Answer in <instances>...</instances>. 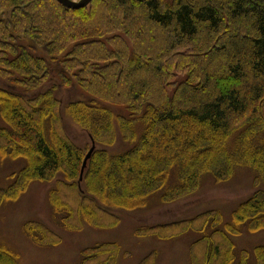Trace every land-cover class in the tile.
<instances>
[{"label":"trees","instance_id":"1","mask_svg":"<svg viewBox=\"0 0 264 264\" xmlns=\"http://www.w3.org/2000/svg\"><path fill=\"white\" fill-rule=\"evenodd\" d=\"M47 55L61 59L62 88L83 90L78 100L64 104L60 86L43 88L53 79ZM0 77L13 86L0 85L9 124L0 125V154L25 159L0 187V204L32 180L56 179L49 199L63 222L98 224L92 204L135 210L171 177L161 200L198 188L207 172L223 178L245 165L258 186L229 231H264V0H92L80 8L0 0ZM63 115L96 143L82 180L88 151L65 131ZM69 193L71 203L82 198L78 210ZM211 227L207 219L185 229ZM199 238L196 263L205 247L204 264H264V244L237 259L225 230ZM106 244L89 255L94 264L117 261L120 246Z\"/></svg>","mask_w":264,"mask_h":264},{"label":"rangeland","instance_id":"2","mask_svg":"<svg viewBox=\"0 0 264 264\" xmlns=\"http://www.w3.org/2000/svg\"><path fill=\"white\" fill-rule=\"evenodd\" d=\"M127 41L131 47V41ZM47 58L52 66L53 79L43 88L60 86L56 95L64 104L78 100L83 92L81 88L76 85L69 89L61 86L60 72L64 71L61 59L50 55ZM1 78L0 85L4 82L11 85L10 78ZM63 118L65 131L75 144L87 152L92 145L88 133L69 116L63 115ZM0 125L9 124L0 116ZM24 164L22 157L0 154V187L12 184L16 180L14 173ZM255 175L254 169L245 165L236 166L231 174L223 178L207 172L198 188L173 200H161L166 190L174 186L171 177L168 189L151 195L145 206L135 210L112 208L105 213L92 204L97 219L98 216L103 219L98 224L80 221V218L73 223L63 222V213H58L49 199V191L56 186V179L32 180L23 191L0 204V264H94L89 255L95 253L100 245L106 247V243L120 246L117 261L110 264H204L205 247L203 253L198 249L196 263L193 245L200 241L199 237L211 235L216 229L230 234L238 259L243 249L252 250L257 244H264V231L255 233L245 228L241 235L229 231L231 225H237L232 221V213L257 189ZM69 195L66 194L67 200ZM80 201L82 198L79 197L76 203L69 202L78 210ZM207 219L212 221V227L203 234L185 229L191 223L200 224ZM32 221L39 223L27 228ZM44 228L52 239H42ZM220 241L223 240L215 239V243ZM221 247L225 248L224 244Z\"/></svg>","mask_w":264,"mask_h":264},{"label":"water","instance_id":"3","mask_svg":"<svg viewBox=\"0 0 264 264\" xmlns=\"http://www.w3.org/2000/svg\"><path fill=\"white\" fill-rule=\"evenodd\" d=\"M58 1L62 3L63 5L70 7V8H80V7H84L88 5L92 0H58ZM95 148H96V143L95 141H92V146L90 147L83 161V165H82L81 173H80V180L83 179L84 170Z\"/></svg>","mask_w":264,"mask_h":264}]
</instances>
